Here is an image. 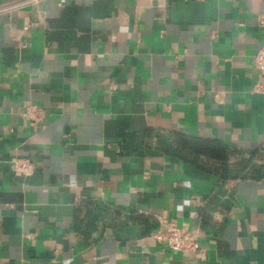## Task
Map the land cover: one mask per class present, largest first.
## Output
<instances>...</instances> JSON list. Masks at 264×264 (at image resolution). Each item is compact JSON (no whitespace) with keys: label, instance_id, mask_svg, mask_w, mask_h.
I'll return each instance as SVG.
<instances>
[{"label":"crops","instance_id":"0c3cea01","mask_svg":"<svg viewBox=\"0 0 264 264\" xmlns=\"http://www.w3.org/2000/svg\"><path fill=\"white\" fill-rule=\"evenodd\" d=\"M263 14L264 0H0V264H264ZM179 138L225 147L227 166ZM168 223L198 251L157 243Z\"/></svg>","mask_w":264,"mask_h":264},{"label":"built area","instance_id":"2783aa9c","mask_svg":"<svg viewBox=\"0 0 264 264\" xmlns=\"http://www.w3.org/2000/svg\"><path fill=\"white\" fill-rule=\"evenodd\" d=\"M37 1V0H29ZM67 0H57L58 6L66 4ZM257 24L264 28V14L257 17ZM253 65L261 75H264V46L253 56ZM26 119L36 120L40 118L41 111L36 107L28 106L23 114ZM11 172L16 176L28 177L34 171V165L28 159H13L9 162ZM152 238L159 244L167 247L172 252H197L198 242L190 232L177 228L174 224H164L152 234Z\"/></svg>","mask_w":264,"mask_h":264},{"label":"trees","instance_id":"16d2710c","mask_svg":"<svg viewBox=\"0 0 264 264\" xmlns=\"http://www.w3.org/2000/svg\"><path fill=\"white\" fill-rule=\"evenodd\" d=\"M176 144L178 150L182 153L189 154L194 158L212 160L221 166H227L230 152L225 147L186 138H179ZM224 173H226V169H224Z\"/></svg>","mask_w":264,"mask_h":264}]
</instances>
